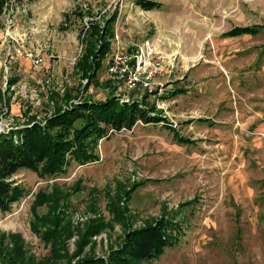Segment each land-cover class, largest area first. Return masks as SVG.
Masks as SVG:
<instances>
[{"label": "rangeland", "instance_id": "rangeland-1", "mask_svg": "<svg viewBox=\"0 0 264 264\" xmlns=\"http://www.w3.org/2000/svg\"><path fill=\"white\" fill-rule=\"evenodd\" d=\"M158 1L145 9L135 0H8L0 14V131L27 113L43 118L65 89L98 99L114 90L90 82L76 61L90 21L103 25L115 12L98 80L110 79L114 52L150 39L163 66L147 100L167 119L110 132L97 160L72 158L54 174L14 173L26 191L0 211V254L24 245L36 263L69 264L107 254L130 227L164 215L184 233L143 264H264V28L226 33L264 24V0ZM30 53L41 56L38 67ZM118 87L131 99L145 94L123 80Z\"/></svg>", "mask_w": 264, "mask_h": 264}, {"label": "trees", "instance_id": "trees-1", "mask_svg": "<svg viewBox=\"0 0 264 264\" xmlns=\"http://www.w3.org/2000/svg\"><path fill=\"white\" fill-rule=\"evenodd\" d=\"M135 1L145 9L161 4L158 0ZM7 3L8 0H0V14ZM79 13L84 15L82 11ZM117 17L118 12L113 13L103 25L90 21L93 29L83 31L84 50L76 61L77 69L90 82L95 80L106 87L112 85L111 80H104L103 84L99 82L97 74L112 49L114 32L111 33L110 26H115ZM258 26L236 25L226 33L230 36L256 33L264 28V24ZM12 81L10 79L8 82L12 84ZM112 86L114 90L100 99L94 98L92 94H82L83 89L75 93L71 88L65 89L63 95L54 93V108L43 118L27 113L26 120L9 130L0 131V211L10 210L14 202L25 194L24 186L12 179L19 169L28 167L42 174H54L61 171L72 158L81 163L97 160L98 142L109 136L110 132L131 128L139 120L156 123L167 119L154 113L155 104L147 100L150 91L141 99L122 100L115 93L116 86ZM165 124L174 130L178 139L191 141L181 135L172 123ZM44 202L52 205L58 201L47 199ZM183 229L182 223L162 215L154 222L130 227L121 244L111 248L107 254L85 255L69 264H143L145 260L160 256L168 246L178 242L184 233ZM23 246L16 244L7 253L2 252L1 257L8 258L2 259L3 264H41L36 263Z\"/></svg>", "mask_w": 264, "mask_h": 264}, {"label": "built area", "instance_id": "built-area-1", "mask_svg": "<svg viewBox=\"0 0 264 264\" xmlns=\"http://www.w3.org/2000/svg\"><path fill=\"white\" fill-rule=\"evenodd\" d=\"M30 55L33 65L38 67L42 63L41 56H35L32 53ZM162 66L159 50L150 39L133 42L127 50L116 51L109 59L110 80L117 91L119 81L123 80L131 90L142 86L145 88V94L147 91H150V94L156 93L158 90H152L150 85L154 76L162 70ZM117 94L122 100L131 99L126 93L117 92Z\"/></svg>", "mask_w": 264, "mask_h": 264}]
</instances>
